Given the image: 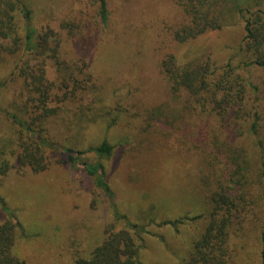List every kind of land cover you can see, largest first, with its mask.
<instances>
[{"label": "rangeland", "instance_id": "1", "mask_svg": "<svg viewBox=\"0 0 264 264\" xmlns=\"http://www.w3.org/2000/svg\"><path fill=\"white\" fill-rule=\"evenodd\" d=\"M23 2L33 16L31 45L36 34L51 29L61 38L59 59L83 88L40 92V81H26L17 72L21 58L33 64L32 54L0 55V162L8 164L0 172V220L12 213L20 224L14 255L26 264H74L75 257L87 256L102 242L109 225L115 230L126 226L119 214L146 225L148 232L139 241L141 264H184L207 224L209 195L232 185V169L229 165L227 171L221 157V163L216 158L209 165L216 123L184 112V96L171 95L160 61L172 54L179 63L210 56L216 65L230 59L237 65L243 56L238 49L242 21L178 42L167 29L179 19L173 0H106V24L91 0ZM259 6L264 8V0ZM65 28L81 31L70 37ZM47 60L45 75L51 81L56 64ZM242 72L264 94V67ZM30 124L59 147L45 150L47 166L40 172L20 165L15 155L22 137L34 139L24 128ZM103 141L113 146L109 157L85 152L74 166L60 149L85 150ZM242 143L255 168L259 145L251 138ZM83 163L102 165L111 197L95 185L97 176L87 174ZM256 177L254 171V195L262 191ZM233 192L239 194L238 188ZM256 209L250 207V222L241 224L253 232L239 241H245L249 254L243 264H258V238L250 227L259 217Z\"/></svg>", "mask_w": 264, "mask_h": 264}, {"label": "trees", "instance_id": "2", "mask_svg": "<svg viewBox=\"0 0 264 264\" xmlns=\"http://www.w3.org/2000/svg\"><path fill=\"white\" fill-rule=\"evenodd\" d=\"M91 1L97 5V15L101 23L106 24V0ZM241 1L247 0H173L179 19L176 24L167 26L168 35L178 42L188 41L209 30L232 25L235 19L242 21L244 33L238 47L244 57L239 59L237 65L231 59L216 65L210 56L195 57L179 63L172 54L166 55L160 61V68L167 79L171 95L184 96V112L194 111L202 118L216 123L218 132L210 139L214 147L209 146V152L207 150V156H210L209 165L213 167L215 159L219 162L221 157L227 171L229 165L230 170L232 169L229 179L232 185L220 184L218 191L209 195L210 209L204 215L207 224L200 236L193 241L189 258L184 264H243V259L246 261L249 254L245 241H239L248 238L253 232L251 229L245 232L246 226L241 224L250 222L251 219L247 220L250 207H256L259 216L250 227L256 229L258 238V264H264V181H261L264 180V94L259 85L242 72L246 67H264V8L259 6L260 0H255L252 5L243 4L245 2ZM32 17L31 9L23 0H0V55L32 54L33 64L30 59L21 58L20 64L16 65L17 72L26 81H40L36 84V89L40 92L46 90L49 93L54 88L69 92L77 87L83 88L64 60L59 59L61 38H55L51 29H44L36 34V42L31 45ZM64 24L69 27V22ZM65 29L70 37L79 35L81 31L78 28ZM46 51L51 52L48 57L44 56ZM46 59L48 62L55 59L56 75L53 81H49L45 75ZM35 60L37 63H34ZM71 82L73 86L68 88ZM24 128L26 132L33 134L34 139L21 138V151L15 154L16 159L20 165H28L34 172L43 171L47 166L45 150L59 147L49 142L40 131L33 130L31 124ZM246 138H251L259 145L260 153L254 154L259 165H255V168L253 159L248 157L242 143ZM112 148V145L103 141L100 145L85 150L64 147L60 149L67 154L68 162L74 166L78 155L94 152L107 158ZM3 163L0 162L1 174L8 170V164ZM82 165L87 174L97 176L95 185L111 197L112 192L104 181L102 165ZM256 168L258 170H254ZM254 171L262 186V191L256 195L253 194L251 186L254 181H250ZM206 179L208 182V178ZM237 188L239 194L235 195L233 190ZM116 217L122 219L126 226L115 230L109 225L104 230L102 242L87 256L75 257L74 264H141L138 259L139 241L148 232L146 225L129 223L124 215L116 214ZM200 217L197 215L193 219ZM19 227L20 224L12 213L8 214L7 219L0 220V264H26L13 253Z\"/></svg>", "mask_w": 264, "mask_h": 264}]
</instances>
